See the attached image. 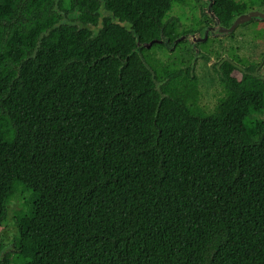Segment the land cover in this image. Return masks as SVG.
Masks as SVG:
<instances>
[{
    "label": "trees",
    "instance_id": "trees-1",
    "mask_svg": "<svg viewBox=\"0 0 264 264\" xmlns=\"http://www.w3.org/2000/svg\"><path fill=\"white\" fill-rule=\"evenodd\" d=\"M199 1L0 0V264H264L262 63L231 52L193 115Z\"/></svg>",
    "mask_w": 264,
    "mask_h": 264
},
{
    "label": "rangeland",
    "instance_id": "rangeland-1",
    "mask_svg": "<svg viewBox=\"0 0 264 264\" xmlns=\"http://www.w3.org/2000/svg\"><path fill=\"white\" fill-rule=\"evenodd\" d=\"M165 3H167L169 0H162ZM202 5V3H200ZM264 6H256L254 9H260ZM189 8H186L185 11H189ZM179 11L175 8L172 15L179 14ZM197 13V12H196ZM198 13H200L198 11ZM189 14V13H188ZM195 14V13H194ZM201 15V14H200ZM190 14L188 15V17ZM260 22V21H259ZM248 23L244 25L243 27H237L236 30L233 32L235 34L236 32V39L233 41L234 45L236 46L235 49V55L239 58H246L248 61H252L255 63H262V67L260 71L258 72V75H261L264 77V23ZM190 19L183 20L182 29L185 28V26H190ZM250 25V26H249ZM228 35L225 36H213L218 38L221 42L228 40ZM226 37V38H224ZM187 39V37H184ZM192 40L194 41L193 37ZM228 45H230V42H228ZM193 43L187 42V49L184 52V56L189 59L190 56L195 51V47L192 48ZM186 45L181 46V50L184 51ZM179 51L177 53H179ZM200 51V50H199ZM179 54H182L179 53ZM177 54V56L179 55ZM173 57H175V54H172ZM221 58H231V54L226 51L225 53L222 52ZM217 57H212L211 61L206 62L205 60L199 59L198 65L195 66L196 73L198 75V78L201 83V96L199 97L197 103L191 102L189 103V111L195 115V116H201L204 111L208 112L211 110H214L217 105L219 104L220 100L225 97V90L221 87L219 79L217 78L215 80V74L213 70V65L217 62ZM2 193V188L0 187V195ZM19 204L18 201H13L10 205L9 209V215L7 218V223L5 225V229H3V234L0 237V255L6 250H8L11 247V243L13 240V235L15 231V227L12 221V213L13 210L18 208ZM3 246V247H2Z\"/></svg>",
    "mask_w": 264,
    "mask_h": 264
},
{
    "label": "flooded vegetation",
    "instance_id": "flooded-vegetation-1",
    "mask_svg": "<svg viewBox=\"0 0 264 264\" xmlns=\"http://www.w3.org/2000/svg\"><path fill=\"white\" fill-rule=\"evenodd\" d=\"M101 1H103V0H101ZM200 3H202V5ZM197 5L199 6V8L202 7V10L204 11V9L206 7H208L209 3L201 0L197 3ZM256 6H264V5H255L254 7H256ZM177 9L179 10V8H177ZM99 11H101V12L107 11L108 15H110L113 23L116 21V19H118V16H116L115 12L112 9L105 8L101 5L99 7ZM187 13L190 14V16H189V19H190L189 28L190 29L189 30H191V32H189V34L186 35V37H187L186 42L193 43L191 47L192 48L195 47L194 53L196 54V57L193 58V63L195 64V66L198 65L199 59H202V60H205L206 62H208V61H211L212 57L218 58L217 62L215 63V65H213L212 68H214V66L217 67L222 60L232 61V58H221L220 56H222V52L225 53L226 51L228 52V54H229V52H230V54H231V52H234V54L236 53L235 52L236 46L233 43V41L236 39V32H235V34L232 32L230 35L227 36L228 40L225 39V41H222V42L218 38L213 37L212 34H210L207 38H205L206 31L210 30L211 27L214 25V23L212 22V18L209 15H208L209 18L203 17L202 15H200L201 13H198V19L196 20L194 14H192L191 10L187 11ZM173 16H175V15H173ZM100 17H104V16L101 14ZM254 22H259V21L258 20H252L249 23H254ZM122 23H125V22H122ZM259 23H264V21H260ZM246 24H248V23H246ZM246 24L240 25L239 27L244 28V25H246ZM99 28L100 27H97V30ZM192 37H193L194 41L192 40ZM224 38H226V37H224ZM227 41L230 42V45H228ZM203 42H206V43L203 44ZM187 47L188 46L186 45L185 50L187 49ZM171 49H174V47L171 46ZM263 57H264V55H263ZM233 63H236V62H233Z\"/></svg>",
    "mask_w": 264,
    "mask_h": 264
},
{
    "label": "water",
    "instance_id": "water-1",
    "mask_svg": "<svg viewBox=\"0 0 264 264\" xmlns=\"http://www.w3.org/2000/svg\"><path fill=\"white\" fill-rule=\"evenodd\" d=\"M203 1H206L209 3L208 7H206L204 9V13L209 15L212 18V22L214 23V25L211 27V29L206 31L205 38H207L210 34H212L213 36L230 35L232 32H234V30L238 26L249 23L252 20L264 21V7H262L260 9H254V10H251L247 13H244V14L237 16L233 25L230 28H226L220 24L219 20L217 19V17L213 13V2H214V0H203ZM114 23L120 24L122 26L126 25V23L120 22L119 19H116V21ZM139 46H140V48H142L143 45L140 44Z\"/></svg>",
    "mask_w": 264,
    "mask_h": 264
}]
</instances>
